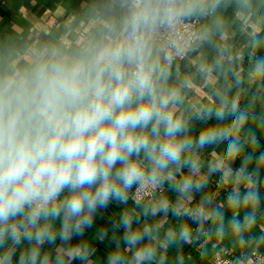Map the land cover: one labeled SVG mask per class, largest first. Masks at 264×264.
<instances>
[{"label":"clouds","instance_id":"clouds-1","mask_svg":"<svg viewBox=\"0 0 264 264\" xmlns=\"http://www.w3.org/2000/svg\"><path fill=\"white\" fill-rule=\"evenodd\" d=\"M83 16L72 44L0 46V264H169L172 248L185 264L197 241L215 264H264V0H94Z\"/></svg>","mask_w":264,"mask_h":264},{"label":"crops","instance_id":"crops-1","mask_svg":"<svg viewBox=\"0 0 264 264\" xmlns=\"http://www.w3.org/2000/svg\"><path fill=\"white\" fill-rule=\"evenodd\" d=\"M93 2L94 0H0V46L10 42L16 46L17 50L23 51L30 45L47 43L49 41L63 40L65 43L72 44L80 38L81 33L85 30L86 21L83 13ZM224 15L227 19H231L233 9H227ZM237 27L238 25H233L230 30L232 35L230 42L236 47H242L244 45V38L236 30ZM203 51L209 59L214 54L208 48ZM190 56L192 59H195L197 53L193 52ZM180 65L181 73H187L190 70L195 71L191 65L185 66L186 61H181ZM195 82L197 87L202 91H208L205 81L197 77ZM193 97H196L195 89L189 93V98ZM200 126L201 122H196L195 131L198 132ZM221 147H224V145ZM262 148H264V140H262ZM210 151L211 149H207L206 153ZM235 166H239V161L236 162ZM216 179L218 177L210 181V188L213 191L216 189ZM165 188L167 189V185ZM170 195L174 199L176 194L170 193ZM199 198L200 194H197L196 201ZM223 198V195L219 197L220 200H223ZM131 205L132 201L130 200L129 206ZM123 207L115 202L112 203L107 210L102 211L101 214L96 216L95 223L91 229L87 230L86 236L89 239H94V234L102 226L111 229L110 220H114ZM150 222L155 221L150 219ZM169 222H174L171 214L169 215ZM167 226L165 225V227ZM212 243L214 241L208 244L209 249H211ZM110 244V239H105L103 242L95 241L93 246L97 248V253L94 259L99 258L101 262H106L110 248L114 247V245ZM224 244L228 245L229 242L225 240ZM48 249L49 246L45 245L44 250ZM199 251L200 241H197L195 244H185L181 250L185 257V264H210L212 260L211 256L202 259ZM261 251H264V247L261 248ZM168 255L170 258L169 264H172V259L176 255V249L172 248Z\"/></svg>","mask_w":264,"mask_h":264},{"label":"built area","instance_id":"built-area-1","mask_svg":"<svg viewBox=\"0 0 264 264\" xmlns=\"http://www.w3.org/2000/svg\"><path fill=\"white\" fill-rule=\"evenodd\" d=\"M181 61H185V60H181ZM261 252H264V251H261ZM231 258H232V255H229V254H225L224 255V259L225 260H230ZM210 264H215V262L211 260V263Z\"/></svg>","mask_w":264,"mask_h":264}]
</instances>
